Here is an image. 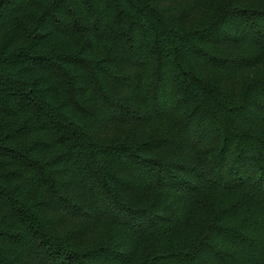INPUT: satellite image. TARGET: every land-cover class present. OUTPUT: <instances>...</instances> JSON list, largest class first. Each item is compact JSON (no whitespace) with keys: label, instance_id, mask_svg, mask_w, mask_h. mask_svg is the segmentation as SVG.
Returning a JSON list of instances; mask_svg holds the SVG:
<instances>
[{"label":"trees","instance_id":"16d2710c","mask_svg":"<svg viewBox=\"0 0 264 264\" xmlns=\"http://www.w3.org/2000/svg\"><path fill=\"white\" fill-rule=\"evenodd\" d=\"M185 1L0 0V264H264V0Z\"/></svg>","mask_w":264,"mask_h":264},{"label":"rangeland","instance_id":"374dc122","mask_svg":"<svg viewBox=\"0 0 264 264\" xmlns=\"http://www.w3.org/2000/svg\"><path fill=\"white\" fill-rule=\"evenodd\" d=\"M185 9L192 10L197 16L207 15L214 12L216 15L224 12L227 9L229 0H186ZM264 55H262L263 58ZM264 75V64L250 69L243 75L242 83H249L255 78H261Z\"/></svg>","mask_w":264,"mask_h":264}]
</instances>
